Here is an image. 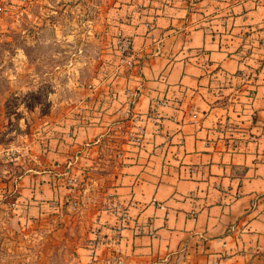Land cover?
<instances>
[{
  "label": "crops",
  "instance_id": "crops-1",
  "mask_svg": "<svg viewBox=\"0 0 264 264\" xmlns=\"http://www.w3.org/2000/svg\"><path fill=\"white\" fill-rule=\"evenodd\" d=\"M136 2L109 31L135 67L112 45L42 129L9 180L17 221L54 218L41 240L68 264H264V0Z\"/></svg>",
  "mask_w": 264,
  "mask_h": 264
},
{
  "label": "rangeland",
  "instance_id": "rangeland-1",
  "mask_svg": "<svg viewBox=\"0 0 264 264\" xmlns=\"http://www.w3.org/2000/svg\"><path fill=\"white\" fill-rule=\"evenodd\" d=\"M125 1L0 0V264H68L70 245L41 240L52 236L54 218L33 228L17 221L9 180L40 155L42 129L90 90L105 51H116L112 22L140 7ZM110 166L102 163L92 180ZM77 231L71 227L66 236Z\"/></svg>",
  "mask_w": 264,
  "mask_h": 264
},
{
  "label": "built area",
  "instance_id": "built-area-1",
  "mask_svg": "<svg viewBox=\"0 0 264 264\" xmlns=\"http://www.w3.org/2000/svg\"><path fill=\"white\" fill-rule=\"evenodd\" d=\"M114 40V45L120 65L129 70L133 69L136 64L131 41L128 37L122 36L120 34L116 35ZM137 97L138 93L134 92L130 98V104H133Z\"/></svg>",
  "mask_w": 264,
  "mask_h": 264
}]
</instances>
